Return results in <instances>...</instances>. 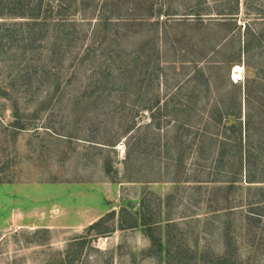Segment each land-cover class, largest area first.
<instances>
[{
    "label": "rangeland",
    "instance_id": "1",
    "mask_svg": "<svg viewBox=\"0 0 264 264\" xmlns=\"http://www.w3.org/2000/svg\"><path fill=\"white\" fill-rule=\"evenodd\" d=\"M102 1L73 5L60 26L48 18L34 42L25 31L0 45V264H163L142 226L119 227L124 204L175 250H223L197 188L209 171L198 134L215 111L241 108L250 140L264 138V0H106L123 17L156 11L107 27ZM254 174L234 193V224L260 214L235 232L239 256L264 264V169Z\"/></svg>",
    "mask_w": 264,
    "mask_h": 264
},
{
    "label": "trees",
    "instance_id": "2",
    "mask_svg": "<svg viewBox=\"0 0 264 264\" xmlns=\"http://www.w3.org/2000/svg\"><path fill=\"white\" fill-rule=\"evenodd\" d=\"M56 1V5L52 6L51 0L48 2L46 0H0V18L18 17L24 19L11 23L0 21V45L7 37V40H10L11 43L15 42L17 44L25 39V36H23L25 31L31 32V36L27 38V41L31 40L34 42L36 40L34 37L35 32L49 26L48 18L54 17L57 26L63 25L69 18V9L73 5L75 7L80 5L84 8V4H87V0ZM88 2L95 3L96 0H88ZM102 3L106 6L110 4L103 12H97L100 26L105 27L111 24L112 19L110 21V18L118 19L120 22H126L130 25L141 26L156 12L149 4L144 9L137 8L136 14L133 13L129 17H123L120 14L119 1L113 3L112 1L106 2V0H103ZM114 8L116 10H113ZM127 9L133 11V8ZM114 11H117L116 14H113ZM71 25L75 26L73 22ZM64 35L67 36V33ZM95 43H97V40H95ZM260 109H263L261 112L264 114L263 105ZM241 112V108L238 111H215L209 118V125L213 128L208 129L207 126H203V129L198 134L197 141V153H199V158L201 159L199 171L204 174V169H209L206 172V179L197 181L199 182L197 188L199 192L201 188L204 190L201 199L206 200V206L209 210L207 212L211 213L208 216V224L218 230L222 239L223 250L221 253L210 252L197 255L193 254L188 247H186L187 250L184 252L175 250L178 248L177 245L174 244L172 238L168 240L163 238L160 230L162 227L159 224L150 222L148 219L139 220L136 212L127 209L125 204L121 206L119 227L132 228L142 226L150 241L149 255L155 257L157 261L163 264H183V262L185 264L191 262H194V264H256L239 256L238 244L240 240L235 232V226L240 230H244V226L248 224L246 220L253 217V221L259 223L261 216L252 208V211L243 213V216H245V219H243L244 223L240 222L238 226L235 225L236 211L242 210L243 199L240 198L237 201L234 193L237 190H249L251 184L258 182L254 173L257 171L261 173L262 169H264V138H258L254 142L250 140V116L247 114L248 117L244 121L243 126L240 120ZM177 113H180V111H177ZM186 115L189 114L186 113ZM244 117L246 118V115ZM179 124L180 129L181 123ZM176 137L178 138L179 135ZM243 183H246V185H243ZM112 214L113 212L108 215L111 216ZM213 220H216V224L210 223ZM103 222L100 218L92 223L88 229H98ZM172 225L171 223H166L167 227ZM109 231L107 228L98 230L99 233L103 234Z\"/></svg>",
    "mask_w": 264,
    "mask_h": 264
},
{
    "label": "bare ground",
    "instance_id": "3",
    "mask_svg": "<svg viewBox=\"0 0 264 264\" xmlns=\"http://www.w3.org/2000/svg\"><path fill=\"white\" fill-rule=\"evenodd\" d=\"M236 72H237V70H235L234 72H233V76L235 77L236 76ZM239 76V75H238ZM238 78V77H237Z\"/></svg>",
    "mask_w": 264,
    "mask_h": 264
}]
</instances>
